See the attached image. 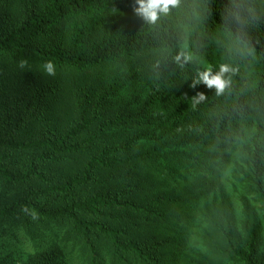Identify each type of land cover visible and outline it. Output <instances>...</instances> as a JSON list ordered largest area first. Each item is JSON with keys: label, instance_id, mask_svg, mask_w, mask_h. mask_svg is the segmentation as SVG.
<instances>
[{"label": "trees", "instance_id": "obj_1", "mask_svg": "<svg viewBox=\"0 0 264 264\" xmlns=\"http://www.w3.org/2000/svg\"><path fill=\"white\" fill-rule=\"evenodd\" d=\"M137 6L0 0V238L23 264H264V0Z\"/></svg>", "mask_w": 264, "mask_h": 264}, {"label": "clouds", "instance_id": "obj_2", "mask_svg": "<svg viewBox=\"0 0 264 264\" xmlns=\"http://www.w3.org/2000/svg\"><path fill=\"white\" fill-rule=\"evenodd\" d=\"M179 0H136L138 5L133 11L142 16L144 19L150 22H155L158 18V13H167L169 7L176 6ZM27 61L21 60L19 66L21 68L26 67ZM45 72L49 76L55 75V67L51 62H47L43 65ZM229 71V68L225 65H221L220 72L216 75H210L209 72L201 73L198 80L193 81L191 87H195L197 83L203 82L208 88H215L218 93L222 92L226 86V81L222 79V74ZM203 98V94H199Z\"/></svg>", "mask_w": 264, "mask_h": 264}, {"label": "rangeland", "instance_id": "obj_3", "mask_svg": "<svg viewBox=\"0 0 264 264\" xmlns=\"http://www.w3.org/2000/svg\"><path fill=\"white\" fill-rule=\"evenodd\" d=\"M1 24H3V22ZM226 175L229 176L228 173H226ZM226 189H228V187H226ZM262 220H264V218ZM194 226H197V224H194ZM196 232L199 233V237H195L194 241L188 240L189 245L192 246L193 249L191 255L194 257H201V258L204 257L209 259L210 261L215 262V259L217 257L214 256V251L209 246H206L203 243V240L200 238L204 234H208V233H206L205 230L201 232L200 229H197ZM0 240H1L0 243H5V247H0V264H23L27 260L26 254L29 252H26L25 254L23 250L18 248V246L16 247V245H14L11 242L7 243L5 234L2 238H0ZM72 264H84V256L82 255L78 257L76 259V262Z\"/></svg>", "mask_w": 264, "mask_h": 264}]
</instances>
